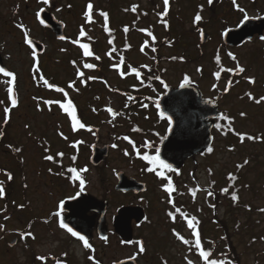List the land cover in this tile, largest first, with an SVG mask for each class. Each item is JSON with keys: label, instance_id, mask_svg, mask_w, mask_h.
I'll return each mask as SVG.
<instances>
[{"label": "rangeland", "instance_id": "1", "mask_svg": "<svg viewBox=\"0 0 264 264\" xmlns=\"http://www.w3.org/2000/svg\"><path fill=\"white\" fill-rule=\"evenodd\" d=\"M85 1H56V4H59L58 17L66 21L65 33L69 37L76 39L78 32L83 29L91 38H96L95 50L100 55L107 54V41L113 40L112 45L115 44L117 49L126 48L122 46L124 41H127L125 45L128 48L123 55L130 63L135 66L150 65L154 61V55H160L158 66L164 67V80L167 85L183 84L184 77L190 74L191 78L188 77L187 84L197 82V86L205 96L215 97L216 102L220 99L221 114L217 122L219 131L216 130L214 133L212 143L214 153L213 158L210 159L212 168L210 172L207 170L200 172L199 182L201 188L206 190L198 188L194 196L197 205L196 219L199 221L196 230L201 235L203 249L212 255L210 259L214 256H224L228 251L227 247L231 244L240 264H264V239H262L264 238V211H261L264 209V101L256 103L261 96H264V45L258 42L235 48L227 47L226 51L236 57L235 61L245 71L233 77V87H230L225 96L223 94L226 84L222 80L227 79L229 74L220 73L219 77H216L211 61L217 46L222 43V32L227 28L235 27L244 14L235 9L232 0H226L225 7L221 10L219 5L215 4V19L209 23L205 22L209 10L207 0H169L170 9L163 17L158 15L164 11L163 0H88L92 2L94 11L92 12L93 20L87 25L84 18ZM199 2L204 7L202 19L194 23L196 4ZM240 2L249 10V15L264 16V0H237L239 6ZM131 3L139 5L138 14L135 15L129 11ZM39 5L37 0H3L0 4L2 17L0 39H6L7 45L4 52H6L9 66L20 76V93L22 94V109L13 111L11 123L4 131L5 137L0 138V181L7 180L2 171L3 168L13 173L22 170V177L14 174V184L20 183L21 189L23 178L22 197L18 203L24 205L18 211L14 209V206L10 207L11 215L4 217L3 220L0 219V225L4 226L0 229V264H32L29 259L30 250L46 255L50 252L57 254L63 248L62 238L58 236L59 230L55 224H51L50 232L43 223L32 228L30 232L35 236L34 240L27 241L26 239L30 237H26L20 241L21 239L17 238L14 245L10 246L8 243L15 236V230L23 231L31 219L46 215L63 194V181L56 180L55 185H52L49 180L52 178L54 180L56 175L48 174V171L51 169L56 172V168L62 167V164L59 165L55 161L59 159L56 154L63 153L65 148L64 139H62L65 130L64 116L53 104V108L47 111L48 106L51 105L44 103L46 99L61 101L63 96L61 92L55 90L50 93L42 83L37 84L39 77L30 68V60L26 52L18 48L19 40L24 37L25 30L30 36L46 37V33L39 29L35 19V12ZM99 11L108 14L109 27L115 30V39H110L105 33L103 19L101 14L97 13ZM144 11L147 16L142 15ZM15 20L24 27L17 30L13 25ZM121 24L126 25L125 27L129 30L125 32V27L121 30L119 28ZM141 29L149 30L156 41H152L149 34ZM200 31L209 34L208 40L204 43L199 41ZM143 40H146L149 46L141 50L140 44ZM64 46L65 44L59 42L50 43L49 53L41 62L44 74L51 76V82L55 86H63L64 82L65 71L62 60L64 55L61 52ZM54 51L58 54H53ZM220 55L223 67L226 66L229 70L236 68L234 61L227 59L223 48L220 49ZM172 56L177 59L172 61L170 59ZM249 77L253 78L254 83L249 82ZM111 82L113 86L125 89L124 81L114 78ZM4 86L0 83L2 98H4ZM248 93H251L253 99H249ZM74 98L79 100L78 96ZM241 113L244 115L242 116ZM1 116L0 107V121ZM238 134L244 135L245 139L241 141ZM248 136L255 139L249 140ZM39 138L49 143L48 153L54 157L52 161L43 157L45 153L43 146L40 147L37 144ZM15 148L21 151H14ZM245 161L248 163L245 164ZM61 162L64 163L63 157ZM237 165L241 167L237 168ZM227 171L238 177L236 185L239 188V195L235 202L231 199L230 176L228 182L230 186L226 192L228 198L226 196L217 198L216 195L226 185ZM55 186H60L61 191H54L53 199L46 203L38 193ZM207 191L212 195L209 196ZM230 200L236 205L231 206ZM109 226L111 227V223ZM184 226L181 235L191 241L192 230L187 227V223ZM143 233L144 230L141 234ZM167 234L163 223H155L151 227L148 234L149 242H147L150 248L146 246L147 255L139 258L140 263L187 264V260H191L193 264H203L198 256L199 252L194 248V243L184 245ZM208 241L215 242L216 246L210 247ZM109 242L107 246L102 247V262L105 264L128 256L133 250H137V247H119L115 239L110 238ZM71 249L80 248L73 243ZM156 249L159 252L153 254L152 251ZM48 264L51 263L48 262Z\"/></svg>", "mask_w": 264, "mask_h": 264}, {"label": "flooded vegetation", "instance_id": "2", "mask_svg": "<svg viewBox=\"0 0 264 264\" xmlns=\"http://www.w3.org/2000/svg\"><path fill=\"white\" fill-rule=\"evenodd\" d=\"M2 1L3 0H0V4ZM56 1L57 0H48V3L45 4L43 0H37L40 5L35 15H37L39 9L45 8L52 12L56 19L62 22L64 28H66V21L58 17L57 8L59 4H56ZM240 7L244 8L249 15V10L243 6L242 2H240ZM14 11L17 12L15 9ZM242 19L243 16L240 21ZM1 21L2 17L0 14V27ZM37 23L39 29H41L43 33H46V37H31L44 44L45 48L43 53L37 54L36 57L33 58L32 50L24 43V37L19 40L18 46L20 50L26 52L30 60V68H32L34 74L38 75V77L43 76L49 83L53 84V82H51V76L47 74L46 76L44 74L41 62L46 54L49 53L50 43L59 42L65 44L64 48L61 49L64 55V58H62L64 65L63 69L65 71L64 82L63 86L56 87L63 88L67 93V98H65L64 93H61L63 96L61 102H59V104L53 103L64 116L65 130L62 136L65 147L62 155L64 163H62V167L59 166L56 168V172H54V170L51 172L48 171V174L56 175L54 176V180L53 178L49 180L52 185H55L56 180L63 181V194L60 199L56 200L54 208L49 210L46 215L31 219L25 226L27 230H15V236L11 241L15 240V244L17 238L21 239V232H29L32 228H36L38 224H45L49 232L52 231L50 230L51 224H55L60 232H58V236L62 238V250L57 254L50 252L46 255H40L35 253L34 250L33 252L30 250L29 253L31 256L29 259L32 261V264H48V262L57 264V261H59V264H105L102 262V247L110 243V238L115 239L119 247H137V250H133L130 255L111 261L108 264H113L129 257H135L136 262L142 264L139 262V258L143 256L146 257L147 255L146 246L149 245L147 244V242H149L148 234H150L151 227L155 225V223H163L168 233L167 236H172L173 239L179 243L178 239L173 234V229L181 234L184 231V224L187 223V220L182 219V216L180 213L176 212V209L179 208L181 212L186 213L188 218L193 216L197 217V205L190 189H198L199 185H201L198 178L200 172L206 170L209 172L211 171L212 165L210 164V159L213 158L214 148L211 152L206 150L202 153L191 154L179 162L174 163L170 161L171 163L168 164L171 168H162L158 162L150 163L148 160L143 159L145 154L149 156L159 155L163 141L167 138L170 131H173V129H171V120L169 122V118L166 114L164 117H161L160 106L158 105V100L161 95L164 94L166 86H171L167 85V82L164 80V67L158 66V62L161 59L160 55L155 54L153 58L154 61L150 65L138 64L135 66L123 55L126 49H117L115 44L112 45V43H114L113 40L111 43L107 41V54L100 55L97 54L95 50L96 38H91L87 32L85 33L87 37H80L78 33L76 39L67 35L66 39L60 40L54 36L50 29L44 27L38 21ZM13 25L17 30L21 29L17 26L20 25L19 21L15 20ZM262 36H264V31L262 32ZM77 39H79L80 44L89 45V50L93 53L92 56H84V50L80 47V44L72 42ZM145 41L146 40H143L140 44V48L143 46V49H145L149 46ZM258 42L264 45V41H261L259 35L256 34L250 41L243 45L255 44ZM126 43L127 41H124L122 47L127 46L125 45ZM6 45V39H0V54L3 63L5 67L16 76L14 90L16 93L17 105L12 108L9 103L7 92L9 85L7 81L11 78L0 73V83L5 85L3 87L4 98L0 97L2 115L0 131L3 132L11 123L13 111L22 109L20 76H18L16 70L12 69L7 62V55L6 52H4ZM52 53L58 54L56 51ZM96 57H100V59L97 60ZM121 57H123V63H121ZM227 58L229 57L227 56ZM73 61H75V64ZM85 63L94 64L96 67L86 69L83 67ZM34 64L38 67L39 71L34 69ZM131 68H137V71L140 72L141 75L137 77L135 73L131 72ZM77 70L83 72L84 77L78 78L76 75ZM225 70H229V68L226 67ZM121 72H123L124 75H121ZM227 72L229 76H227V79L223 82L226 84V89L228 91L230 87H233L234 79L230 76L229 71ZM235 73L238 74L236 71ZM89 76L95 77V79L88 80L87 77ZM156 76H159L160 79H155ZM187 77L191 78V75L189 74ZM114 78L124 81L125 84L123 88L125 89L113 86L111 80ZM161 81H163V83ZM73 82L74 86L70 88L69 84ZM41 83L43 84L40 79H37V84ZM178 85L171 87H176ZM44 86L50 93L55 90V88L50 89L46 85ZM227 91H225V93ZM225 93L223 96H225ZM75 96H78L79 100L75 99ZM129 97H132V99L130 100ZM203 97L211 98L212 102L219 107L220 99L216 102L215 97L205 96L204 93ZM67 100L72 102L77 120L84 124L85 127L73 129L71 117L60 107V104L66 103ZM6 107L9 108V119L7 123L4 122V109ZM52 108V105L48 106L47 111H50ZM108 108H111L115 115L110 113ZM176 122H179L181 125H187L176 129V136L179 139V149L181 152L185 143H187L183 142V140H188L190 138V133L193 134V129L188 126L191 122L189 119L179 118ZM217 127V120L212 121L210 125L212 137H214L216 130L219 131ZM4 137L5 134L0 138L4 139ZM125 137H127V139H125ZM37 144L40 147L43 146V151L45 152L43 157L51 154L48 153L49 143L46 142L45 139L41 141V138H39ZM113 145H115V147ZM210 147L212 148V145ZM175 148H177V143ZM157 149L159 150L158 153ZM165 154L168 158L174 157V146L172 144H167L165 147ZM94 155L97 156V160L100 158L97 164L94 163L96 160L94 159ZM73 157H75V159H73ZM118 163H120V166H118ZM70 168L77 169V172L85 181L83 191L80 190L79 181L70 178L72 176V173L68 171ZM149 168L154 169V171H148ZM81 169H86V171L81 172ZM3 170H5L6 173H11L12 179L9 180L8 175L5 174L7 180L1 182L6 191L5 196L0 197V202L2 201L0 219L2 220L4 217L6 218L11 215L12 210H10V207L14 206L16 211L21 209V207H19L21 204L18 202L22 197L21 189H23V178L21 179V189L20 183L14 184V174L22 177V170L15 173L8 169L3 168ZM157 173H162V175H158ZM229 174L230 173L227 171V175L225 176L226 187L229 182ZM169 180H171L174 189L170 195L164 188V185L167 184ZM24 185L27 186L26 184ZM56 190L61 191V187L55 186L54 188L39 192L38 194H40L47 203V201L53 199L54 191ZM77 193H79V195H77ZM169 199L172 200V203L168 202ZM25 201H27L26 198ZM61 201H63L62 204ZM63 204L65 205L62 206ZM122 209H131L130 214H132V218L130 219V226L132 230V239L130 241L132 243H128L129 241L124 237L121 238L114 231V218L118 216ZM169 212L176 215L175 220L168 216ZM69 216L82 218L88 223L90 226L88 242L91 248H85L83 241L73 236L67 229L60 227L61 220ZM139 217H142L140 222L137 221ZM100 221L105 223V237H107V241L102 239L101 235L103 233L100 229ZM109 223H111L112 228L109 226ZM142 230H144L143 234H141ZM29 237L30 238L26 239L27 241L35 239L33 233L32 236ZM192 237L191 231V238ZM140 240L144 242L145 248V251L142 253L139 252L138 244L135 243ZM11 241L8 242L9 245ZM20 241H22V239ZM73 243L77 244L81 250L71 249V244ZM148 248L150 247L148 246ZM156 252H159V250L156 249L152 251L153 254ZM41 256L44 257L43 260L38 259V257Z\"/></svg>", "mask_w": 264, "mask_h": 264}, {"label": "water", "instance_id": "3", "mask_svg": "<svg viewBox=\"0 0 264 264\" xmlns=\"http://www.w3.org/2000/svg\"><path fill=\"white\" fill-rule=\"evenodd\" d=\"M39 19L40 21H43V23L48 26L57 37H64L62 25L57 22L50 13H47L45 10L41 11L39 13ZM263 30L264 17L252 18L245 21L244 24H239L235 29H228L225 31L223 33V42L228 46H238L245 41L250 40L255 34L262 36ZM203 34L202 38L200 33V43L206 42L209 38V35L206 32H203ZM29 39L33 41V46L31 48L33 49V47H35L36 53H41L43 51V45L35 39ZM0 67L4 68L1 57ZM158 104L160 105L161 111L171 120V129H173L161 146L159 152L160 160L166 164L168 162H179L185 157L194 153L203 152L209 147L211 141L210 124L212 119L217 118L218 110L216 106L212 105L209 99L202 98V94L195 86L186 84L180 85L177 88L167 87L165 94L160 98ZM179 118L189 119L191 122L188 126L193 129V134L190 133V138L188 140H183V142L187 143H185L181 152L179 149V139L176 136V129L187 125H181L179 122H176ZM176 143L177 148H175ZM167 144H172L174 146V157L168 158L166 156L165 147ZM94 157V159H96L94 163H97L100 158L97 160V156L94 155ZM130 211L131 209L121 210L113 222L115 231L127 240L131 239L130 219L132 218V214H130ZM140 220L141 217L137 218V221ZM62 221L74 231L88 239L90 226L82 218L69 216ZM100 229L101 232L105 234L104 223H102ZM115 264H136V262L134 259L130 258Z\"/></svg>", "mask_w": 264, "mask_h": 264}, {"label": "snow or ice", "instance_id": "4", "mask_svg": "<svg viewBox=\"0 0 264 264\" xmlns=\"http://www.w3.org/2000/svg\"><path fill=\"white\" fill-rule=\"evenodd\" d=\"M43 2L45 4L48 3V0H43ZM163 3H164V11L162 13H159L158 15H160L161 17L167 15V12H168V6H169V0H163ZM208 3L209 4H212L213 3V0H208ZM232 3L233 5L238 9L239 12L243 13V19L240 21V24H244L245 21H248L250 19H252L253 17H249V15L246 13L245 9L244 8H241L239 6V4H237V0H232ZM201 7H203L201 5ZM88 9L91 10L92 9V4H89L88 5ZM133 11L136 10V6L133 5ZM101 15L104 17V20H105V31H108V27H107V22H108V14L106 12H101ZM85 16L87 17V19L89 21H91V15L89 12H86L85 13ZM37 17H39V13H37ZM202 19V16L200 15V13L198 12L195 17H194V23L195 22H199L201 21ZM41 23H43V21H41ZM166 24V22H165ZM18 27L20 28H23L24 26L22 24L20 25H17ZM125 32L128 31L127 27H125L124 29ZM141 31H144V29H141ZM227 31V29L225 30ZM149 35H152L151 32L148 33ZM80 37H83L85 36V32L83 31V29L80 31L79 33ZM203 32H201V37L203 38ZM60 39H65V37L61 36ZM153 39H155V37H153ZM261 41H264V36H261L260 37ZM24 42L29 45L30 47L33 46V41L30 40L28 38V32L27 30H25L24 32ZM73 43L75 44H80L79 42V39L77 40H74L72 41ZM109 43H111V41H109ZM147 43V42H146ZM80 47L84 50L83 51V54L84 56L88 57V56H92L93 53L89 50V45L88 44H80ZM141 50H143V46L141 48ZM114 51V49H113ZM153 51H155V49H153ZM111 54V53H109ZM37 55L36 53V50H35V47H33V50H32V56L33 58H35ZM229 56H231V58L233 60L236 59L235 56H232L231 53H229ZM96 59H100V57H96ZM172 59H177L176 57H172ZM219 59L220 57L217 55L216 57V60L217 62H219ZM73 63L75 64V61H73ZM121 63H123V57H121ZM34 69H36V71H39L38 67L34 64L33 65ZM84 68L86 69H92V68H95L96 66L94 64H91V63H85L83 65ZM131 72L135 73L137 77L140 76V73L137 71L136 68H131L130 69ZM235 71L237 73H243L245 71V69L243 67H241L239 64L236 65V68H235ZM0 73H3L4 76L6 77H10L11 79L7 81V84L9 85L8 88H7V92H8V96L11 100V105L12 107H15L17 105V98H16V95H15V92H14V89H13V83L14 81L16 80V76L15 74L12 72V71H7L5 68L3 67H0ZM77 77L78 78H82L84 77V73L77 70V73H76ZM121 75H124L123 72H121ZM215 75L217 77H219L220 73L217 72L215 73ZM40 81L43 82L44 85H46L48 88H55V91L57 92H61V93H64V96L65 98H67V93L65 92V90L63 88H60V87H56L54 84H51L49 83V81L47 79H45L43 76H40L39 77ZM88 80H92V79H95V77H87ZM155 79L159 80L160 77L159 76H156ZM249 82L250 83H254V80L253 78L249 77L248 78ZM83 82V81H82ZM163 83V81H161ZM189 81H188V77L185 76L184 77V84H187ZM74 86V82L73 83H70L69 84V87H73ZM225 91H227V89H225ZM249 96V99H253L251 93H248L247 94ZM129 99L131 100L132 97H129ZM261 101H264V96H261L259 100L256 101V103H260ZM45 104H48V105H52L53 103H59V101H52V100H46L44 101ZM60 107L69 114V116L71 117L72 119V126H73V129L75 130L77 127H80V128H83L85 127L84 124L80 123L78 120H77V117H76V114H75V109L72 105V102L70 100H67L66 103H62L60 104ZM108 111L110 113H113V115H115V113L113 112V110L111 108H108ZM4 113H5V117H4V122L7 123L8 122V113H9V108H5L4 109ZM161 117H164V113L161 112L160 113ZM241 115L243 116L244 113H241ZM223 119H227V117H222ZM169 122H170V119H169ZM219 127V125H218ZM4 135V132L3 131H0V137H2ZM240 135V140L243 141L245 139V136L242 135V134H238ZM125 139H127V137H125ZM247 139L249 140H252V139H255V137H252V136H248ZM115 147V145H113ZM14 151L16 152H20L21 149L19 148H15ZM208 152H211L212 151V148L209 146L208 149H207ZM159 152V150L157 149V153ZM57 156H62L63 153H57L56 154ZM46 160H49V161H52L54 159V157L52 155H46L44 157ZM73 159H75V157H73ZM143 159L145 160H148L150 163H155V162H158L159 165L162 167V168H171L170 165L168 164H165L162 160L159 159V155H156V156H149L147 154L144 155ZM245 164L247 163V161L244 162ZM241 165H237V168H240ZM49 171H51V169H49ZM69 172L72 173V176L70 177L71 179L73 180H78L79 181V184H80V190L83 191L84 189V184H85V181L81 178L80 174L77 172V169L75 168H70L68 169ZM81 172L83 171H86V169H81L80 170ZM148 171H154V169L152 168H149ZM158 175H162V173H157ZM8 179L11 180L12 179V175L11 173H8ZM229 176L231 177V179L235 180L236 177L235 176H232V174L230 173ZM164 188H165V191H167L169 193V195L172 193V191L174 190L173 187H172V182L171 180H169V182L167 184L164 185ZM190 191L192 192V195L193 197L195 196L196 194V191L197 189H190ZM222 192H228V188H224L221 190ZM209 196L212 195L211 192L208 193ZM77 195H79V193H77ZM5 196V190H4V187H3V184L0 183V197H4ZM231 199L233 200V202L237 201L238 200V196L236 194V192H233L232 195H231ZM169 203H172V200L169 199L168 201ZM63 203V201H61V204ZM19 207L23 208L24 205H19ZM214 207V206H213ZM261 211H264V209H261ZM176 212L177 213H180V215L187 220V227L189 229L192 230V236L195 238L194 239V242L192 241H189L188 239H186L183 235H181L179 232H177L175 229H173V234L176 236V238L181 241L184 245H192L194 243V248L195 250H197L199 252V256L200 258L204 261V264H225V261L224 260H221V259H210V255L211 253L209 251H205L202 247V244H201V235L199 233V231L196 230V227H197V224L199 223V221L196 219V217H191V218H188V215L186 213H183L181 212V210L179 208L176 209ZM168 216L175 220L176 219V215L172 212H169L168 213ZM4 226L3 225H0V229H2ZM60 227L61 228H65L67 229V231L69 233H71L73 236H76L78 237L81 241H83V244H84V247L85 248H91V245L89 244L88 240L83 236V235H80L78 232L74 231L71 227H69L66 223H64L63 221L60 222ZM20 236H21V239H24L26 237H29V236H32V233L29 231V232H21L20 233ZM34 238V237H33ZM102 239H104L105 241H107V237H102ZM264 239V238H262ZM128 243H132L131 241H129ZM136 244L140 245L139 247V252H144L145 251V248L142 244L141 241H136L135 242ZM190 251L192 250L191 247L189 249ZM38 259L40 260H43L44 257L41 256V257H38ZM91 259V257H90ZM132 259H135V257H132ZM187 259V258H185ZM57 264H59V261H57ZM187 264H193V262L191 260H187Z\"/></svg>", "mask_w": 264, "mask_h": 264}, {"label": "trees", "instance_id": "5", "mask_svg": "<svg viewBox=\"0 0 264 264\" xmlns=\"http://www.w3.org/2000/svg\"><path fill=\"white\" fill-rule=\"evenodd\" d=\"M198 2V1H197ZM215 4H217V5H219V7H220V10L223 8V7H225V2H223V0H213V3L212 4H209L208 3V8H209V10H208V15H207V19L205 20V22H207V23H209V22H211V21H213L214 19H215V9H214V6H215ZM133 5H135L136 6V9H138V6L136 5V4H130V8H132L133 7ZM201 3L199 2V3H197L196 4V7H197V11L195 12V15L199 12L200 13V15H201V11L202 10H204V7H201ZM199 7V8H198ZM206 23V24H207ZM107 27H108V31H105V22H104V25H103V29H104V31H105V33H107V35L110 37V39H115V30L114 29H111L110 27H109V25L107 24ZM124 28V27H123ZM153 38V37H152ZM154 40V39H153ZM221 48H224V46H221V45H219V47H218V49L216 50V51H214V53H213V56H212V58H211V61H212V63H213V65H214V68H213V73H214V75H215V73H217V72H219V73H222L223 74V72H224V69H223V65H222V56H220V49ZM217 55L220 57V59H219V62H217V60H216V57H217ZM173 57V56H172ZM172 57L170 58L172 61H174V60H176V59H172ZM160 59V58H159ZM167 59V58H166ZM169 59V58H168ZM167 59V60H168ZM216 76V75H215ZM217 77V76H216ZM61 159H62V156H59V159H57V161H55L56 163H58L59 165H61L62 164V162H61ZM248 163V162H247ZM246 163V164H247ZM4 172H5V170H3ZM232 173H234V172H232ZM233 176V175H232ZM0 183H1V181H0ZM238 183V177H236V179L235 180H233L232 179V181H231V185H232V193L233 192H236V194L237 195H239V188H238V186L236 185ZM5 189V188H4ZM5 193H6V191H5ZM222 194H219V195H217V198L219 197V196H221ZM231 202H230V204H231V206H233V205H236L235 203H232V200H230ZM234 221H235V225H237V221L234 219ZM238 229V228H237ZM234 230H235V227H234ZM224 239V238H223ZM192 242H194V239L193 240H191ZM208 242H210L209 243V246L210 247H215L216 246V243L214 242H211V241H208ZM228 249V251H227V253L226 254H224V256H214L212 259H221V260H224L225 261V264H240L239 263V260H238V258L236 257V255H235V251H234V248H233V246L231 245V244H229V246L227 247ZM198 256H199V254H198ZM212 257V255H210V258ZM201 261H202V263L204 264V261L201 259Z\"/></svg>", "mask_w": 264, "mask_h": 264}]
</instances>
